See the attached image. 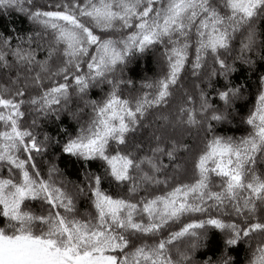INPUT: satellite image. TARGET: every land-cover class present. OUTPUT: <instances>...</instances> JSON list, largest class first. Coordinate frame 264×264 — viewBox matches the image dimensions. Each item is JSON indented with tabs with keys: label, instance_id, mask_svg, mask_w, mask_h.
Returning a JSON list of instances; mask_svg holds the SVG:
<instances>
[{
	"label": "snow or ice",
	"instance_id": "snow-or-ice-1",
	"mask_svg": "<svg viewBox=\"0 0 264 264\" xmlns=\"http://www.w3.org/2000/svg\"><path fill=\"white\" fill-rule=\"evenodd\" d=\"M13 16L0 264H264V0H0Z\"/></svg>",
	"mask_w": 264,
	"mask_h": 264
},
{
	"label": "trees",
	"instance_id": "trees-1",
	"mask_svg": "<svg viewBox=\"0 0 264 264\" xmlns=\"http://www.w3.org/2000/svg\"><path fill=\"white\" fill-rule=\"evenodd\" d=\"M14 23L17 28L20 29H26L27 28V22L23 20L22 18H18L16 16H13L11 18H5V20H0V29H2L5 25V23ZM148 75H151V71L149 70Z\"/></svg>",
	"mask_w": 264,
	"mask_h": 264
}]
</instances>
